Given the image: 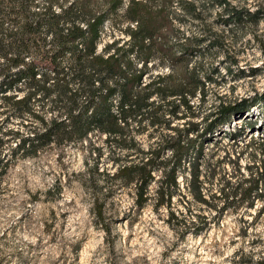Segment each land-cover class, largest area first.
Here are the masks:
<instances>
[{
  "label": "trees",
  "instance_id": "1",
  "mask_svg": "<svg viewBox=\"0 0 264 264\" xmlns=\"http://www.w3.org/2000/svg\"><path fill=\"white\" fill-rule=\"evenodd\" d=\"M212 8L224 25L241 26L261 12L228 0H0V178L19 160L52 152L62 159L80 145L95 161L90 182L103 177L108 186L94 187L92 208L106 235V200L124 186L135 188L137 209L152 203L173 224L178 192L217 210L201 177L205 167L208 178L216 177L204 151L225 134L234 149L223 159L233 173L221 175L212 200L223 199L221 213L237 200L264 204V121L251 115L264 109V94L219 97L202 111L212 93L208 56L222 40L207 21ZM198 23L202 35L191 29ZM106 161L115 172L99 168Z\"/></svg>",
  "mask_w": 264,
  "mask_h": 264
},
{
  "label": "rangeland",
  "instance_id": "2",
  "mask_svg": "<svg viewBox=\"0 0 264 264\" xmlns=\"http://www.w3.org/2000/svg\"><path fill=\"white\" fill-rule=\"evenodd\" d=\"M228 1L238 9L261 12L238 26L218 24V10L211 9L208 24L222 40L208 56L212 93L202 111L219 97L235 102L264 94V0ZM191 29L196 35L204 33L199 23ZM251 115L263 123L264 109L257 106ZM142 141L148 146L145 136ZM231 144L227 135H219L204 151L205 163L216 166L217 175L208 178V168H203L201 185L217 210L178 192L174 199L179 222L175 219L171 224L166 209L157 211L152 203L137 209L135 188L118 187L106 200L110 235L92 210L94 187L106 191L108 186L103 177L96 179V185L90 182L87 171L95 161L89 148L68 147L62 159L52 152L19 160L0 178V264H252L264 257V214H258L263 202L257 200L249 207L237 200L221 213L223 199L212 200L213 193L220 195L221 175L233 173V165L223 159L234 149ZM244 148L242 143L238 150ZM248 162V155L240 160L244 173ZM105 167L111 173L116 170L109 161L99 163L101 170ZM179 183L181 189L186 186L182 175Z\"/></svg>",
  "mask_w": 264,
  "mask_h": 264
}]
</instances>
